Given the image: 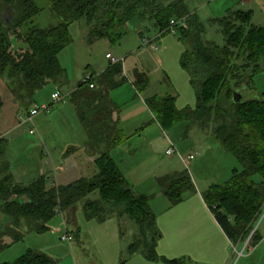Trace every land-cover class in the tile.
<instances>
[{"label":"trees","instance_id":"1","mask_svg":"<svg viewBox=\"0 0 264 264\" xmlns=\"http://www.w3.org/2000/svg\"><path fill=\"white\" fill-rule=\"evenodd\" d=\"M44 1L51 14L61 20L58 26L50 29L31 26L42 11L35 0H0V80L6 81L14 101L28 116L36 107V95L47 85L65 78L59 56L73 42L70 32L73 23L86 22L91 29L90 43L107 39L117 45L136 21L152 22L161 35L168 34L172 20L187 21L188 29L178 31L179 40L187 47L180 66L188 73L195 90V107L179 110L175 97L157 95L147 98L145 104L153 116L152 123L163 131L181 122L212 129L214 139L241 165L242 170H234L227 183L211 185L202 197L231 244L246 241L264 205V92L255 84V78L264 72V26H254L250 12H230L217 20L225 40V45L220 46L206 41L204 25L183 0ZM140 36L144 37L143 32ZM14 41L26 49L16 51ZM123 73L122 64H109L104 72L85 77L71 92L72 103L86 131V147L96 157L94 177L68 185H50L45 176L27 185L19 183L5 159V141H0V254L22 242L27 233H47L49 224L58 215L82 203L88 221L105 223L116 217L133 224L136 233L127 248L130 256L143 249L152 262L188 264L157 255L162 234L151 207L153 196L134 191L111 155L130 140L120 128L121 108L110 97L111 92L122 86V81L117 82L116 78ZM149 84L146 73L135 72L133 85L137 94H144ZM246 91H255L258 98L245 101L242 94ZM236 93L242 96L239 102L234 101ZM158 187L173 207L197 192L187 171L159 178ZM93 195L97 197L91 199ZM261 240L258 233L254 246ZM3 264H55V261L28 250L15 262Z\"/></svg>","mask_w":264,"mask_h":264},{"label":"rangeland","instance_id":"2","mask_svg":"<svg viewBox=\"0 0 264 264\" xmlns=\"http://www.w3.org/2000/svg\"><path fill=\"white\" fill-rule=\"evenodd\" d=\"M35 1L42 11L34 18L32 27L50 29L61 23L60 19L51 14L44 0ZM184 1L191 13L200 11L199 18L207 30L204 34L206 41L224 46L225 40L220 27L210 23L207 18L212 17L213 11L215 13L218 10L215 5L220 1L225 3L226 0ZM90 30L84 20L70 26L73 42L59 56L61 66L65 70V78L56 84L47 85L35 97L34 105H49L52 114H39L36 119L34 118L35 135L29 134V125L22 127L19 134L20 142L10 145L8 155L6 151L8 163L12 165L11 172L14 177L16 176L17 182L27 185L38 177L36 174L40 171L39 163L51 164L53 160L59 163L58 155L66 150L70 139L73 146H78L84 151L87 135L72 103L71 92L83 83L85 77L98 75L109 67L110 62L106 58V53L110 52L115 58L124 60L125 74L116 78L117 82L122 81V86L111 92L110 97L112 101L126 104L120 109L119 116L122 117L121 128L125 129L130 137L129 142L122 146L127 149L119 151L121 157L114 154L115 161L127 174L131 184L139 187L137 192L144 191L150 185L154 187L152 208L156 215L157 228L163 234L161 223L167 217L165 212L167 210L164 211L162 201L168 203V200L158 187L159 178L187 171L197 190L204 192L211 185H224L230 180L232 172L241 171L242 167L214 139L212 129L203 130L197 124L189 122H181L168 131H161L162 129L156 125L145 126L148 116H143L146 108L141 99L146 96L167 97L177 93L178 108L183 109L190 105L195 107L196 95L190 84V77L178 64V57L187 48L179 40V35L168 33L160 38L152 22L136 21L121 42L112 45L107 39L90 43ZM140 32H143L145 38L154 40L158 47L157 51L142 47ZM156 36L159 38L156 39ZM13 47L16 51L26 49L24 45L15 41ZM159 57L164 63H159ZM137 71L145 72L150 79L149 88L142 95L137 94L133 85ZM0 82L9 91L6 81L1 79ZM255 84L264 92V72L255 78ZM54 90H60L66 96L64 102L52 104L51 95ZM242 95L245 101L258 98L255 91H246ZM1 100L12 109L10 100L4 97ZM19 111L27 117L21 108ZM50 125L51 129L48 132L50 134L43 138L40 128L47 130ZM42 141L49 146L42 147ZM169 148L175 150L173 155H167ZM190 154H193L195 159L187 166L182 160ZM94 174L95 167L90 165L85 169L84 177L91 178ZM46 177L49 178L50 185L56 183L55 174L49 171ZM96 197L97 195H93L91 199ZM263 210L264 205L257 220H260ZM196 218L194 235L192 231L185 230L187 227H180V216L172 217L173 221L169 226L166 225L167 220L164 221L162 225L166 228V236L163 235L164 238L159 240L156 248L160 258L186 261L188 264H264V245L252 258L247 259L245 256L257 247L254 243L249 247L250 237L234 248V245L225 238L215 219L212 221L213 226L204 227L199 217ZM49 229L42 235L27 233L22 242L0 254V264L15 262L28 250L49 256L55 264H164L162 260L155 262L148 260L143 249L138 254L130 256L127 248L132 243L136 231L129 220L122 221L112 217L105 223L88 221L82 203L74 210L58 215L49 224ZM260 231L264 235V224L259 233ZM66 234L73 238L71 243L62 241Z\"/></svg>","mask_w":264,"mask_h":264},{"label":"crops","instance_id":"3","mask_svg":"<svg viewBox=\"0 0 264 264\" xmlns=\"http://www.w3.org/2000/svg\"><path fill=\"white\" fill-rule=\"evenodd\" d=\"M220 3L218 5H215L218 10L215 13L213 11L212 17L210 16L209 18H207L209 20V22L212 23L213 25H218L217 20L226 17L230 12L241 11V12H250L252 14V24L254 26H256V27H263L264 26V0H226L225 3H222L221 1H220ZM199 12L200 11H198V12L195 11V12H193L191 14H194V15L196 14V17L203 24L202 19L199 18V14H198ZM206 31L207 30H206V27H205V33H206ZM158 33H159L158 36H160V38L165 36L163 34L161 35V33L159 31H158ZM143 36H144V34H143ZM158 36H156L155 38L156 39L159 38ZM139 37L141 39L140 35H139ZM108 54H110V52L106 53V56ZM182 54H183V52L178 57V64H180V58H181ZM158 60H159V63H164V62H162L163 60H162L161 57H159ZM123 69H124V65H123ZM143 73H145V72H143ZM123 74H125V69H124V73ZM168 80L170 81L169 78H168ZM57 91H60V90H54L52 92V95L55 92H57ZM10 95L11 94L7 90V88L4 87V85H2L1 82H0V96L2 97L0 99H3V97L6 98L7 100L11 101L10 104L12 105V109H9L8 106L5 105L4 102H2V106L0 107V141L1 140L5 141V147H6L7 155H8V149H9L10 145L12 143H19L20 142L19 134H20V132H22L21 131L22 127H24L26 125H29V127H30L29 134H30V131L32 129H34V123L31 124L30 122H27L28 115L26 114L27 117H25V115H23L19 111V108H20L19 105L14 101L13 97H10ZM52 95H51V97H52ZM170 96L176 98V104H177V107H178V95H177V93L173 94V95H170ZM149 97H152V96H146L144 99H141V103L144 104V106L146 108L145 109L146 113H143V116L144 117L148 116V121L146 122L145 125H147V126H149V125L159 126L158 124H156L154 122L152 123L153 116L150 113V111L148 110V108L146 107L145 100L147 98H149ZM115 103L118 106H120L121 109L123 108V106L126 105L124 103H119V102H115ZM188 107H192V106L190 105V106H187L186 108H188ZM178 109H181V108H178ZM183 109H185V108H183ZM23 117H25V118H23ZM35 119H34V121H35ZM119 119H120V128H121V123H122L121 115L119 116ZM51 125H50V127L47 130H45L44 128H40V130L42 132V135H43V138H45L47 136V134H50L48 132H49V129H51ZM121 129L124 130V132H125V129H123V128H121ZM136 129L138 130V128H136ZM160 129H161V127H160ZM161 131H163V130H161ZM86 141H87V139H85V141H84V147H83L84 151H81L82 148H80L78 146H73L72 140L70 139L67 142L66 150H63L58 155L59 158H57V161H59V163L55 162L54 160H53V162L51 164L39 163L40 164V167H39L40 171H38L37 174H36V176H38L37 178L42 177V176L46 177V173L49 172V171L56 175V181H55L56 183H55V185H68V184L73 183L74 181H77L79 179L85 178L84 177L85 169L87 167H90V165H93L95 167V159H96V157L92 156V154L90 153V151L88 149L85 150ZM46 143H48L47 140H46ZM46 143H45V141H42V143H41L42 147L46 148V146L48 145ZM51 146H52V144H51ZM123 148L127 149V147H122L121 146L118 149L114 150L112 152V154H111L112 157L115 159L114 154H116L117 157H121L120 156L121 153H119V151L123 150ZM41 156H43V154ZM5 159L7 160V157ZM67 161H69L70 163H67ZM9 165H10V168L12 170L11 163H9ZM120 169H121V167H120ZM82 171H84V172H82ZM121 171L123 172V174L125 175V177L129 181V183L132 186V188L134 189V191L137 192V189L139 187L138 186H133L131 184L127 174L122 169H121ZM96 172L97 171H96V167H95L94 176L96 175ZM37 178H35L33 180H36ZM86 179H89V178H86ZM155 179H157V177H155ZM142 184H144V183H142ZM140 187H142V185ZM153 189H154V187L150 185V187H148L144 191L137 192V193L143 194V195H147V196H152ZM196 189H197V187H196ZM204 192H200L199 190H197V192L195 194L187 195L186 198H185V201L182 202L181 204L175 206V207H173L170 204L168 199H167L168 203H163V201H162V206L164 207V211L167 210V211H165L167 213V217L164 220V221L167 220V224L166 225L169 226L171 224V221H173L172 217H179L180 216L181 225H182V226L180 225V227L181 228L187 227V228H185V230L192 231L193 235L196 232V230H195V226L197 224V222H196L197 218L196 217H199L200 223L204 227H206L207 225L213 226L212 221L214 220V217H213L212 213L210 212L209 208L204 203V200H203V197H202V194ZM151 207H153V203L152 202H151ZM152 210H153V208H152ZM164 221L162 223L160 221L161 228H162V230L164 232L162 234V238H164L163 235L166 236V231H165L166 228L162 225L164 223ZM214 221H216V220H214ZM260 234L262 236V240L259 242V244L257 245V247H256V249L254 251L248 253L245 256L247 259L252 258L259 251V249L264 245V235H263V233H261V231H260ZM225 238H227V236ZM227 240L229 241V243H231L228 238H227Z\"/></svg>","mask_w":264,"mask_h":264},{"label":"built area","instance_id":"4","mask_svg":"<svg viewBox=\"0 0 264 264\" xmlns=\"http://www.w3.org/2000/svg\"><path fill=\"white\" fill-rule=\"evenodd\" d=\"M179 29H182V30H187L188 29V24H187V21L185 19H181V20H178V21L172 20L170 22L169 28H168V30L166 32L172 33L174 35H178ZM141 42H142V47L143 48L144 47H148V48H150L153 51H157L158 50V47L155 45L154 40L147 39V38L143 37L141 39ZM106 58L109 60L110 64L113 65V66L114 65H119V64H122V66L124 65V60H119L118 58H115L111 54H108L106 56ZM91 88L93 89L94 85H91ZM65 98H66L65 95H63L61 92L57 91L51 97L52 104H57V103H60V102H64ZM51 110H52V108L49 105L36 106L31 111L30 115L28 116L27 122H30L31 124H33L34 123V118L37 115H39V114H50ZM30 134L31 135H35L36 134L35 128L30 131ZM166 153H167V155H173L175 153V150L173 148H169ZM194 159H195V156L193 154H191V155H188L186 158H184L182 161L184 162L185 165H188V163L190 161H193ZM263 222H264V210H263V212H262V214L260 216V220H257L256 223L253 226V230L250 233L251 236L249 235L250 238L248 237L249 240H250V243L248 244L249 247H250V245L251 246L253 245V240L256 237V235H258L261 226L264 224ZM62 241L71 243L73 241V238L71 236H69L68 234H66L65 236H63ZM236 246H238V245H235L234 248ZM242 254L243 253H241V255Z\"/></svg>","mask_w":264,"mask_h":264},{"label":"water","instance_id":"5","mask_svg":"<svg viewBox=\"0 0 264 264\" xmlns=\"http://www.w3.org/2000/svg\"><path fill=\"white\" fill-rule=\"evenodd\" d=\"M242 100V96L239 93H236L234 96V101L235 102H239Z\"/></svg>","mask_w":264,"mask_h":264}]
</instances>
